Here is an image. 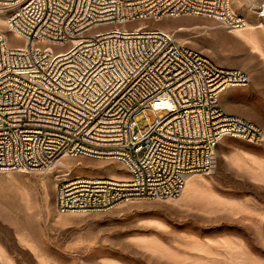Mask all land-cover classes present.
<instances>
[{"label":"built area","instance_id":"1","mask_svg":"<svg viewBox=\"0 0 264 264\" xmlns=\"http://www.w3.org/2000/svg\"><path fill=\"white\" fill-rule=\"evenodd\" d=\"M183 15L247 23L233 0H0L11 33L0 28V171H45L68 156L117 160L126 176H58V211L94 212L179 195L188 176L215 169L225 137L263 145L261 126L219 102L250 84L245 71L172 32L129 26Z\"/></svg>","mask_w":264,"mask_h":264},{"label":"rangeland","instance_id":"2","mask_svg":"<svg viewBox=\"0 0 264 264\" xmlns=\"http://www.w3.org/2000/svg\"><path fill=\"white\" fill-rule=\"evenodd\" d=\"M261 2L233 0L245 27H253L244 33L251 41L237 28L197 15L129 26L172 32L215 63L245 71L250 84L230 88L219 102L264 130ZM0 28L11 36L3 22ZM136 120L140 128L149 124L145 113ZM67 170L87 176L128 174L117 160L88 155L65 157L45 171H0V264H264V144L225 137L216 148L215 169L192 174L195 184L189 190L185 185L175 197L134 199L104 211H58L57 179Z\"/></svg>","mask_w":264,"mask_h":264},{"label":"bare ground","instance_id":"3","mask_svg":"<svg viewBox=\"0 0 264 264\" xmlns=\"http://www.w3.org/2000/svg\"><path fill=\"white\" fill-rule=\"evenodd\" d=\"M254 2H255V1H254ZM261 15L264 16V12H263ZM252 28H253L252 26H248V27L237 28V29H239V30H238V33H239V32L243 33L244 37L251 41V40H253L251 34H250V33L244 34V33H246L247 31L251 30ZM235 30H236V29H235ZM244 30H246V31H244ZM236 31H237V30H236ZM239 34H240V33H239ZM186 183H187V184H185V185H186V190H189L191 187L194 186V184H195V178L191 177V175L188 176V177H187V181H186Z\"/></svg>","mask_w":264,"mask_h":264},{"label":"crops","instance_id":"4","mask_svg":"<svg viewBox=\"0 0 264 264\" xmlns=\"http://www.w3.org/2000/svg\"><path fill=\"white\" fill-rule=\"evenodd\" d=\"M230 88H228V89H226L225 91H223L222 93H221V95L223 94V93H225L227 90H229ZM220 95V96H221ZM222 106V105H221ZM223 107V106H222ZM224 108V107H223ZM225 109V108H224ZM226 111V110H225ZM227 112V111H226ZM227 113H230V114H236V115H240V114H238V113H232V112H227ZM242 116V115H241Z\"/></svg>","mask_w":264,"mask_h":264}]
</instances>
